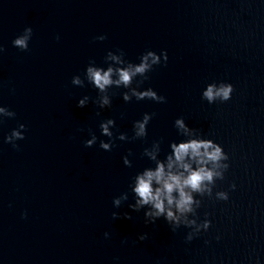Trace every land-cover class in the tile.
Instances as JSON below:
<instances>
[{"label": "water", "instance_id": "water-1", "mask_svg": "<svg viewBox=\"0 0 264 264\" xmlns=\"http://www.w3.org/2000/svg\"><path fill=\"white\" fill-rule=\"evenodd\" d=\"M101 34L107 38L94 39ZM4 47L0 104L17 115L0 125V264H257V257L264 264V0H164L34 36L27 52ZM118 48L133 62L147 49L167 50V65L154 67L144 84L166 103H126L123 89H112L111 108L96 115V89L71 79ZM212 80L233 83L229 101L201 99ZM84 95L93 100L77 107ZM145 111L156 113L145 139L117 140L111 151L99 141L85 147L89 129L100 136L101 119L114 117L131 136ZM178 116L229 153L214 191L237 185L228 201L203 198L199 218L208 213L212 224L190 242L184 226L173 232L163 218L146 224L143 209L128 207L132 193L113 205L151 163L143 149L163 138V155L178 139ZM20 122L26 136L14 149L3 137ZM129 149L131 167L122 161Z\"/></svg>", "mask_w": 264, "mask_h": 264}, {"label": "clouds", "instance_id": "clouds-1", "mask_svg": "<svg viewBox=\"0 0 264 264\" xmlns=\"http://www.w3.org/2000/svg\"><path fill=\"white\" fill-rule=\"evenodd\" d=\"M33 37L31 25L25 26L23 31L12 39L13 47L21 52L30 50V41ZM106 34L94 37L96 40H105ZM59 40L60 36L57 35ZM5 51L4 45L0 44V54ZM169 55L166 49L159 52L147 49L138 57V62L126 59V53L122 48L115 51L109 49L102 64H97L90 59L83 74H75L71 83L75 86L86 87L90 85L97 91V95L91 98L84 95L77 101V107H85L90 100L98 106L96 115H101V110L111 108L112 89H123L121 96L124 102L149 100L155 103H166L167 97L159 93L152 86L144 87L149 80V73L156 66L167 65ZM14 91V89L12 90ZM234 85L230 81L212 80L201 90V99L208 104L225 103L232 98ZM16 112L7 105L0 104V125L7 118L14 119ZM156 115L155 112L145 111L142 116L132 122V135L120 131L116 119L108 117L101 119L99 123L100 136L91 129L88 130L90 138L84 140L85 147H91L99 141V147L105 151H111L116 146V141L142 140L148 136V125ZM124 114L121 113V118ZM178 139L168 143V151L162 155V140H152L150 146L143 149L142 155L151 162L149 166L137 171L131 177L128 191L113 197V205L119 208L122 202L129 199V193L133 195V203L128 207L139 212L144 210L145 223H155L163 218L173 232L184 226L189 229L185 239L192 241L202 232H207L212 220L205 213V218L200 219L198 209L202 206L203 198H215L216 200L228 201L230 191L237 188L233 181L229 190H215L217 180H224L225 173L230 168V156L224 146L218 141L205 136L199 129L190 126L184 116H178L173 122ZM27 125L18 123L17 127L5 133L3 142L10 144L14 149H19L18 141L25 139ZM106 137V139L102 138ZM131 149L122 157L123 164L132 166L133 156ZM27 216V212L22 214ZM114 218L120 213L113 212ZM124 217L131 219L129 213ZM107 238L108 232L104 233ZM147 238V233L139 236L140 240ZM221 237L217 234L216 239ZM207 243V241H206ZM259 264V257H257Z\"/></svg>", "mask_w": 264, "mask_h": 264}]
</instances>
